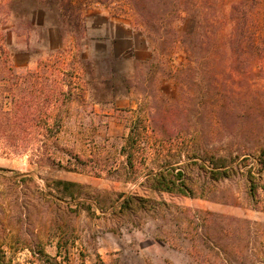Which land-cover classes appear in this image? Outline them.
Here are the masks:
<instances>
[{
    "label": "rangeland",
    "instance_id": "rangeland-1",
    "mask_svg": "<svg viewBox=\"0 0 264 264\" xmlns=\"http://www.w3.org/2000/svg\"><path fill=\"white\" fill-rule=\"evenodd\" d=\"M181 1L221 30L203 26L171 54L174 38L146 36L132 13L158 0H0V93L10 116L20 97L25 121L5 129L28 147L0 150V262L264 264V48L236 63L227 45L232 5L257 0ZM61 3L74 7L66 17ZM140 107L158 141L130 169L120 147ZM212 156L228 177L213 178ZM163 163L183 171L186 195L148 188Z\"/></svg>",
    "mask_w": 264,
    "mask_h": 264
},
{
    "label": "trees",
    "instance_id": "trees-1",
    "mask_svg": "<svg viewBox=\"0 0 264 264\" xmlns=\"http://www.w3.org/2000/svg\"><path fill=\"white\" fill-rule=\"evenodd\" d=\"M159 2H138L133 6L132 13L135 14L140 22V26L144 24L143 31L141 33L146 36H153L159 34V31L163 30L165 35H171L174 38L173 47L171 49V54H177L178 51L186 52L185 40L184 38L195 39L199 30L205 28L220 29L219 21L207 18V7L199 5L197 2L193 1H166L158 0ZM261 2L257 0L255 4H251L252 8H249L247 2H236L232 5L230 10L229 23L232 25V34L228 35L227 45L231 48L235 45V51L237 52L238 59L235 60L236 63L240 62L243 49L248 48L250 50H255L256 52H261L264 48V39L260 37L261 33L264 32V16L258 13V8ZM1 7V5H0ZM74 7L69 3H61L59 5V12L62 17H66L73 11ZM1 11V10H0ZM169 25V26H168ZM234 40V42H233ZM8 42L7 36L5 34V29L0 28V82H5L9 79V76L4 72V68L10 70L7 65H10V55L8 53ZM113 53V52H112ZM115 58V53L112 54ZM64 62V61H62ZM61 61L58 62L62 63ZM7 64V65H6ZM5 66V67H4ZM171 74V73H169ZM16 80H20L18 75H14ZM37 76L32 77L36 79ZM170 77L177 78V75H170ZM12 103L14 104V114L10 116L8 111L4 110L6 105L3 103L4 95L0 93V150L6 153H22L28 147L22 143L9 144L14 141L15 135L19 133H14V130L5 129L7 124L11 121L12 125L17 128L24 124L23 113L19 112L21 107V99L13 95ZM36 96H34L33 101L35 103ZM33 103V105H34ZM149 115L143 111L142 107L137 110V117L130 124L129 131L126 137L123 139V143L120 147V155L125 158V164L128 168L133 169L135 163L138 159L144 160L149 156V144L153 145L156 143L157 137H151L148 132V121ZM34 121V120H32ZM36 123V122H35ZM38 124L41 120H38ZM6 125V126H5ZM14 133V134H11ZM32 136L29 133H24ZM22 136V135H21ZM20 136V141H21ZM39 136H44L41 133H36L34 139ZM60 133H55V138L58 139ZM153 142V143H152ZM51 153L50 156H53ZM70 158L74 159L78 164L85 165L86 162L80 161L77 155H68ZM213 166L211 175L215 180L226 178L230 175V169L226 166V157H215L210 158ZM90 160H87L89 162ZM69 161H67L68 163ZM258 164L261 170H264V149L260 150L258 155ZM76 169V168H74ZM177 171V172H176ZM132 174H136L134 171ZM146 183L149 184L148 188L153 191L159 192H180L186 195L184 189H186V181L184 178V173L175 167L170 166V164H160L157 170L150 171ZM59 184L64 185V190L69 191L71 187L75 184L68 182H59ZM0 264H3L0 262Z\"/></svg>",
    "mask_w": 264,
    "mask_h": 264
}]
</instances>
